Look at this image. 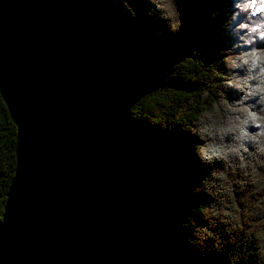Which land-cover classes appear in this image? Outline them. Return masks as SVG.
Masks as SVG:
<instances>
[{
  "label": "trees",
  "instance_id": "1",
  "mask_svg": "<svg viewBox=\"0 0 264 264\" xmlns=\"http://www.w3.org/2000/svg\"><path fill=\"white\" fill-rule=\"evenodd\" d=\"M39 1L74 72L59 118L103 154L117 201L116 230L134 264H153L140 259L147 255L163 264L176 257V264H229L231 245L201 253L190 231L175 234L180 222L202 223L191 208L204 197H192L191 189L206 169L191 153L189 125L211 99L201 100L214 63L203 51L224 47L228 0H177L183 26L175 35L145 16L146 0H128L134 20L104 0ZM15 135L0 97V220L14 176ZM219 235L227 239L223 230Z\"/></svg>",
  "mask_w": 264,
  "mask_h": 264
},
{
  "label": "water",
  "instance_id": "2",
  "mask_svg": "<svg viewBox=\"0 0 264 264\" xmlns=\"http://www.w3.org/2000/svg\"><path fill=\"white\" fill-rule=\"evenodd\" d=\"M73 73L43 4L0 0V97L16 133L0 264H134L103 154L59 118Z\"/></svg>",
  "mask_w": 264,
  "mask_h": 264
},
{
  "label": "clouds",
  "instance_id": "3",
  "mask_svg": "<svg viewBox=\"0 0 264 264\" xmlns=\"http://www.w3.org/2000/svg\"><path fill=\"white\" fill-rule=\"evenodd\" d=\"M104 3L118 4L130 19L136 18L128 0ZM146 5L145 16L155 17L167 33L181 31L177 0H146ZM221 29L224 47L218 53L203 51L214 57V63L201 100L211 99L189 125L194 137L191 153L206 169L191 189L192 197H204L191 208L202 223L180 222L175 234L190 231L192 244L201 253L231 245L229 264H264V0H228ZM160 36L158 29L154 38ZM140 259L163 264L162 257L153 255Z\"/></svg>",
  "mask_w": 264,
  "mask_h": 264
}]
</instances>
